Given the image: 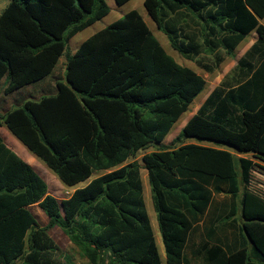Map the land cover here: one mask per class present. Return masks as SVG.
Listing matches in <instances>:
<instances>
[{
	"label": "trees",
	"instance_id": "obj_1",
	"mask_svg": "<svg viewBox=\"0 0 264 264\" xmlns=\"http://www.w3.org/2000/svg\"><path fill=\"white\" fill-rule=\"evenodd\" d=\"M129 1L115 0L119 6ZM144 7L180 56L211 57V65L200 63L208 73L226 57L236 60L174 142H215L253 159L220 145H163L207 81L166 52L139 12H128L71 53L69 41L110 14L106 0H9L0 14V84L9 94L41 84L62 58L66 83L56 81V94L24 100L0 122L74 191L54 197L0 136V264H54L45 262L58 252L49 233L54 227L90 264H193L192 234L224 207L221 196L230 197L232 211L217 217L221 236L208 232L194 255L197 264H264V212L247 198L255 162L264 166V0H145ZM252 32L256 42L237 60ZM152 144L159 149L129 163ZM32 206L47 216L46 226ZM228 228L235 231L231 240Z\"/></svg>",
	"mask_w": 264,
	"mask_h": 264
},
{
	"label": "rangeland",
	"instance_id": "obj_2",
	"mask_svg": "<svg viewBox=\"0 0 264 264\" xmlns=\"http://www.w3.org/2000/svg\"><path fill=\"white\" fill-rule=\"evenodd\" d=\"M106 1L111 8L110 14L101 21L95 23L93 26L79 33L72 40H70L68 45L69 51L71 53H75L84 40H86L93 34L103 30L109 25L113 24L117 20L121 19L128 12L130 11L139 12L147 22L151 31L154 33V35L157 37L161 45L164 47L166 52L169 55H171L179 64L192 68L198 74L202 75L207 81V86L204 92L201 93V95L194 100V102L190 106L189 112H187L178 121V123L175 125L170 135L164 141L163 145L169 148H176L183 143H195V144L210 145V146L220 145L222 148L228 149L235 153V150L232 147L223 144H217L215 142L203 141L198 139H189L181 143L174 142V139L178 136V134L184 127L183 126L184 122L190 119L197 112L199 107L204 103L207 96L209 95V91L213 89L217 81V77L219 75L220 69L216 70L213 73H208L206 70H204L203 66H201L200 64L201 62H203L204 64L209 63L208 65H211L210 64L211 57L204 55L194 59H186L180 56L176 51H174L171 48L167 37L158 29L157 25L149 18L146 9L144 7L145 0H131L121 6L117 5L115 0H106ZM8 3L9 0H0V14L6 8ZM231 61H232L231 58L226 57V60L222 66H226ZM64 62H65V58H62L54 74L43 83L37 84L35 86H30L16 93H12V94L7 93L6 84L1 83L0 84V115L4 114L8 110H13L18 106H21L24 100L38 101L42 98V96H51L56 94L55 82L60 81L66 83ZM3 127L7 130L5 126ZM8 133L10 134L9 131ZM0 135L3 137L4 142L10 148H12L24 161L29 163V160L32 157H34L12 134L10 135L14 138L16 142H14L10 136H8L3 131H1V129H0ZM159 147L160 145L158 144H152L148 149L141 151L136 156L135 159L130 160L129 163L132 161L140 162L144 154L153 152L159 149ZM33 166L36 172H38L40 176H42V178L46 181L49 187V191L54 197L57 196L58 197V198L56 197L57 199L62 200L63 197L66 198L69 196V194H67V191H72V189L62 188L63 189L62 190L61 186H59L60 182L58 178L55 176L53 172H51L46 167V165L43 162H40L39 159H36V162L33 164ZM252 170H255L256 184L254 187H252V192L254 190V195L251 193V188L250 189L248 188L249 195L247 196V198L248 199L254 198L255 200H257L259 209L264 212V193L262 190L264 188V166L260 165V163L257 161L255 162ZM142 181L144 186V197H145L146 208L151 220V224L154 230L157 243L160 247V251L163 254V257L165 258L162 236L158 226L157 214L154 210L152 203L151 188L148 182L146 170H142ZM85 185L86 183L82 184L81 186L83 187ZM61 194H63V196H61ZM30 210L33 212L38 222L42 226H46L48 224L47 216L38 206H32L30 207ZM43 215L45 217H43ZM49 233L53 237V239L57 242L59 247H58V252L51 253L45 256V262L47 263L52 262L54 264H66L67 260H73L76 264H90V262L82 256L79 248H77L74 244H72L69 237L59 227H54L50 229ZM17 264H21V263H17Z\"/></svg>",
	"mask_w": 264,
	"mask_h": 264
},
{
	"label": "crops",
	"instance_id": "obj_3",
	"mask_svg": "<svg viewBox=\"0 0 264 264\" xmlns=\"http://www.w3.org/2000/svg\"><path fill=\"white\" fill-rule=\"evenodd\" d=\"M83 32V31H82ZM81 33V32H80ZM79 34V33H78ZM77 34V35H78ZM76 35V36H77ZM75 37V36H74ZM73 37V38H74ZM91 37V36H90ZM257 33L256 32H252L251 35L246 39V41L239 47L238 49V54H237V60L239 58H241L245 53L246 51L256 42L257 40ZM72 38V39H73ZM71 39V40H72ZM88 39V38H87ZM86 39V40H87ZM85 41V40H84ZM83 41V42H84ZM82 42V43H83ZM236 65V60H232L230 63H228L226 66H221L220 68V72H219V75L217 77V81L213 87V89H211L209 91V94L217 87L220 85V83L222 82V80L224 79V77L235 67ZM208 97V96H207ZM189 120V119H188ZM185 121L183 126H185V124L188 122ZM4 125L1 124L0 122V129L1 131H3L5 134H7L8 136L11 137V139L16 142L14 140V138L8 133V129L6 130L4 127ZM170 135V134H169ZM1 136V135H0ZM2 137V136H1ZM3 138V137H2ZM166 140V139H165ZM164 140V141H165ZM164 143V142H163ZM12 149V148H11ZM238 158H241V157H244V158H250V159H253L252 155L251 154H244V155H241V154H236L234 153ZM36 158V157H35ZM34 157H32L30 160H29V164L34 168L33 164L36 162V159ZM256 161V160H255ZM28 163V162H27ZM60 182V181H59ZM256 184V177H255V170H251L250 172V185H249V189L251 188V193L254 195V190L252 192V187H254ZM59 185V184H58ZM61 186V189L62 188H67L65 186H63V184L60 182V185ZM69 189V188H67ZM63 190V189H62ZM263 190V193H264V188L262 189ZM74 191V189H72V191H67V193L69 195L72 194V192ZM61 196H63V194H61ZM57 197V196H55ZM58 198V197H57ZM67 198V197H66ZM65 197L62 198L63 199H66ZM242 198V194H239L238 196V201L236 202V205L239 206V203H240V199ZM251 199V198H250ZM226 200V204L224 205V207H222L223 205H218V209H214V211L212 212V216L211 217H206V219L204 221H202L198 226H196V230L194 231V233L192 234V237H191V242H190V249L188 251V256H189V259H193V264H197L199 263L198 260L195 258L196 256L195 253L197 251H200L201 249V246L202 244L208 242L209 238H208V232L209 231H212V230H216L217 229V236H221V231L218 229L219 227V224L217 223V217H220V215H225L228 216L230 215L231 211H232V200L230 199V197L228 198H225L224 196H221V197H218L217 198V202L218 203H222ZM253 202H257V200H255L254 198L251 199ZM216 210V211H215ZM236 216L237 219L239 220L240 217H241V210H240V207L239 209L237 208V211H236ZM43 217H45L43 215ZM218 226V227H217ZM235 232L233 229L231 228H228L227 231H226V234L227 236H229V239L231 240L232 239V233ZM216 236V237H217ZM159 246V245H158ZM160 248V247H159ZM162 254V253H161ZM162 258H163V261L165 262V258L163 257V254H162Z\"/></svg>",
	"mask_w": 264,
	"mask_h": 264
},
{
	"label": "built area",
	"instance_id": "obj_4",
	"mask_svg": "<svg viewBox=\"0 0 264 264\" xmlns=\"http://www.w3.org/2000/svg\"><path fill=\"white\" fill-rule=\"evenodd\" d=\"M68 194V193H67Z\"/></svg>",
	"mask_w": 264,
	"mask_h": 264
}]
</instances>
